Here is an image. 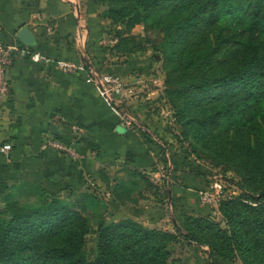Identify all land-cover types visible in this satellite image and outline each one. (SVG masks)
<instances>
[{
    "label": "trees",
    "instance_id": "16d2710c",
    "mask_svg": "<svg viewBox=\"0 0 264 264\" xmlns=\"http://www.w3.org/2000/svg\"><path fill=\"white\" fill-rule=\"evenodd\" d=\"M103 17L125 30L138 23L161 35L164 94L192 146L232 169L242 195L176 210L173 232L122 219L99 223L94 255L84 254L86 216L38 185L47 200L14 201L0 209V264H166L168 247L182 239L207 248L209 264H264V0H102ZM127 44V45H126ZM133 37L117 34L113 49L129 52ZM183 188L195 174L183 171ZM183 197L186 193L182 194Z\"/></svg>",
    "mask_w": 264,
    "mask_h": 264
},
{
    "label": "crops",
    "instance_id": "0c3cea01",
    "mask_svg": "<svg viewBox=\"0 0 264 264\" xmlns=\"http://www.w3.org/2000/svg\"><path fill=\"white\" fill-rule=\"evenodd\" d=\"M108 23L97 15L95 0H0V40L13 48L5 69L8 92L0 95V146L10 144L6 156L0 152V181L37 183L55 194L90 184L99 192L111 188L115 165L130 170L154 165L151 144L139 131L123 127L86 81L87 68L95 69L98 58L94 42ZM20 27L30 31L32 45L15 38ZM31 53L42 59L33 61ZM60 59L87 65L65 74L56 65ZM49 123L59 132L50 133ZM52 135L63 140L74 135L81 157L70 160L46 147ZM187 182L185 188L181 181L171 185V195L190 210L198 207L193 198L201 182L195 177ZM125 184L132 186V177Z\"/></svg>",
    "mask_w": 264,
    "mask_h": 264
},
{
    "label": "rangeland",
    "instance_id": "374dc122",
    "mask_svg": "<svg viewBox=\"0 0 264 264\" xmlns=\"http://www.w3.org/2000/svg\"><path fill=\"white\" fill-rule=\"evenodd\" d=\"M95 4L97 15L107 19L103 17L105 3L95 0ZM107 20L109 23L94 42L98 56L95 69L100 73H117L123 77L131 91L115 102V110L127 116L131 120L129 128L139 131L145 142L151 144L149 149H153L151 152L155 161L154 165L143 170H130L124 163L115 165L110 171V176H113L110 189L96 192L88 183V188L84 190L65 189L54 195L59 202L75 206L86 216L84 254L87 259L94 255L95 230L99 223L130 219L147 228L173 232L176 210L170 204L168 192L171 185L180 182L178 176L183 171L198 173L194 177L199 179L201 187L196 191L207 188L212 177L216 176L220 178L228 197L245 193L239 188L238 177L232 169L215 163L201 151L193 152L188 140L182 137L176 115L164 94L160 31L144 23L125 30L119 22ZM118 32L133 37L131 51L125 53L113 49ZM128 177H132V186L125 184ZM38 185L20 179L0 181V209L8 201H14L19 207L43 203L47 197H41ZM218 202L209 205L206 216L222 224ZM168 250L166 264H209L204 245L178 239ZM226 263L241 264L237 257Z\"/></svg>",
    "mask_w": 264,
    "mask_h": 264
},
{
    "label": "built area",
    "instance_id": "2783aa9c",
    "mask_svg": "<svg viewBox=\"0 0 264 264\" xmlns=\"http://www.w3.org/2000/svg\"><path fill=\"white\" fill-rule=\"evenodd\" d=\"M13 49L11 46L5 44L0 40V95H5L8 92V82L5 77V69L9 61V51ZM20 54H25L23 50L17 49ZM33 61L42 59L40 55L31 53L28 55ZM56 65L61 73L73 74L81 70L87 63L74 62L66 59L56 61ZM86 81L92 83L98 94L103 98L107 104L115 110V102L130 93V88L125 84L123 77L117 73H100L97 69L87 68ZM119 117V123L126 128H129L131 120L122 113L115 110ZM79 130V127H73ZM49 149L61 154L62 156L70 159L77 160L81 157L79 150L76 147L75 140H63L58 136H49L44 144ZM10 150L9 143H3L0 146V152L6 156ZM224 186L220 178L213 176L210 180L209 186L197 191L199 200L207 205L214 204L226 197L227 193L223 190Z\"/></svg>",
    "mask_w": 264,
    "mask_h": 264
},
{
    "label": "water",
    "instance_id": "95a60500",
    "mask_svg": "<svg viewBox=\"0 0 264 264\" xmlns=\"http://www.w3.org/2000/svg\"><path fill=\"white\" fill-rule=\"evenodd\" d=\"M15 38L18 39L20 42L26 44V45H32L33 44V36L30 33L28 29L25 27H20L16 32H15ZM48 130L50 133H58L59 131L55 127L53 123H49Z\"/></svg>",
    "mask_w": 264,
    "mask_h": 264
}]
</instances>
